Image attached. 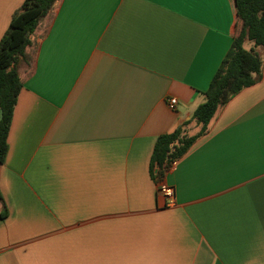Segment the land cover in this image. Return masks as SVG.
<instances>
[{
	"label": "crops",
	"instance_id": "1",
	"mask_svg": "<svg viewBox=\"0 0 264 264\" xmlns=\"http://www.w3.org/2000/svg\"><path fill=\"white\" fill-rule=\"evenodd\" d=\"M235 29V0H57L18 64L0 264H264V62L165 173L174 205L149 172L158 136L198 131Z\"/></svg>",
	"mask_w": 264,
	"mask_h": 264
},
{
	"label": "trees",
	"instance_id": "2",
	"mask_svg": "<svg viewBox=\"0 0 264 264\" xmlns=\"http://www.w3.org/2000/svg\"><path fill=\"white\" fill-rule=\"evenodd\" d=\"M56 2L23 0L0 39V164L7 150L12 112L22 86L18 64L25 59V49L33 46L32 35L39 22L50 13ZM235 7L236 29L230 47L202 93L203 102L192 113L191 119L199 125V129L195 134L188 135L184 129L189 123L186 122L172 132L157 137L149 162L153 181L157 176L163 177L206 131L219 106L258 80L264 58L254 48L264 49V0H235ZM246 41L253 45L249 50L243 47Z\"/></svg>",
	"mask_w": 264,
	"mask_h": 264
},
{
	"label": "built area",
	"instance_id": "3",
	"mask_svg": "<svg viewBox=\"0 0 264 264\" xmlns=\"http://www.w3.org/2000/svg\"><path fill=\"white\" fill-rule=\"evenodd\" d=\"M165 105L167 106L168 109L174 110L175 105H176V99L174 97H170V96L166 97L165 98ZM156 172H157V170H156ZM154 182H155V186H156L157 196L160 198V200L162 202L161 207H170V206L174 205L175 196H174L173 188L165 182L164 176L163 177L157 176L155 178Z\"/></svg>",
	"mask_w": 264,
	"mask_h": 264
},
{
	"label": "water",
	"instance_id": "4",
	"mask_svg": "<svg viewBox=\"0 0 264 264\" xmlns=\"http://www.w3.org/2000/svg\"><path fill=\"white\" fill-rule=\"evenodd\" d=\"M1 116H2V114H1V110H0V120H1ZM156 170H157V165L155 167V172H156Z\"/></svg>",
	"mask_w": 264,
	"mask_h": 264
}]
</instances>
